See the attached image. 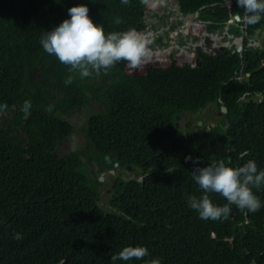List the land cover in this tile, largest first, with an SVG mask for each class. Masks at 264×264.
<instances>
[{
  "label": "trees",
  "instance_id": "obj_1",
  "mask_svg": "<svg viewBox=\"0 0 264 264\" xmlns=\"http://www.w3.org/2000/svg\"><path fill=\"white\" fill-rule=\"evenodd\" d=\"M219 1L177 0L182 14L198 12L201 20L214 22L210 28L222 29L226 15ZM139 2L0 0V264H45L59 256L66 257V264H113L110 257L127 245H144L149 256L116 264H143L153 257L162 264H199L190 248L196 240L211 247L200 253L214 255V264H264V206L248 224L235 216L232 205L228 219L203 226L187 203V195L198 197L199 191L186 190L189 174L203 167L199 163L208 156L198 150L199 140L192 137L186 144L173 127L175 115L194 112L218 94L228 109L226 117L250 121L257 143L248 149L249 155L264 169V125L257 116L264 111V101L238 109L233 100L235 90L240 91L238 98L244 92H264V74L234 80L238 59L228 53L218 59L202 54V64L195 68L172 64L159 69L152 67L155 62L149 67L124 61L129 73L117 62L95 81L77 80L73 88L63 85L60 100L48 95V73L55 74L53 67L58 76L67 71L42 49L43 32L65 19L68 7L82 3L105 32L140 30L145 27L140 20L145 0ZM94 101L103 107L95 105L98 109L87 115L82 129L85 149L98 171L118 172L130 165L143 176L141 182L138 175L113 177L109 211L97 204V179L87 178L83 166L75 168L76 152L63 159L54 154L57 143L72 133L66 118ZM259 189L264 201V185ZM12 224L28 252L44 256L43 262L19 258ZM210 231H215L214 238Z\"/></svg>",
  "mask_w": 264,
  "mask_h": 264
},
{
  "label": "clouds",
  "instance_id": "obj_2",
  "mask_svg": "<svg viewBox=\"0 0 264 264\" xmlns=\"http://www.w3.org/2000/svg\"><path fill=\"white\" fill-rule=\"evenodd\" d=\"M142 2L143 0H140L138 6ZM148 2L152 3V6H149ZM121 3H127V0H121ZM219 3L223 14L226 15V20L223 22L222 29H213L210 26L214 22L201 20L198 18L199 13L194 20L186 19V15L193 16L195 12L182 14L178 10L177 0H145L140 13L145 10L152 13V18H148L147 21L151 26H154L158 42V46L151 52H148L146 47L147 32L144 28L105 32L103 24L93 22L94 19L92 15L89 16V8L86 4L68 7L67 17L59 24L44 31L39 38L42 49L49 55H54L61 62L56 65L67 71L58 76L53 67L55 74L48 73L44 83L48 95L60 100L64 94L63 85L65 88H73L77 85V80L80 82L95 81L97 76L107 73L117 62L120 69L126 72H128V67L124 66V61L130 66H136L149 57L164 58L160 63L167 64L158 67L152 66L153 68L167 69L172 64L178 67L195 68L201 66L202 54L207 55L211 50H222L224 47L234 48L236 46L232 58L237 57L238 70L234 80L242 82L244 79H248L252 73L264 74V0H220ZM169 5H173V9L170 12L164 11L163 8ZM231 28L235 32L228 34L226 30ZM192 41L200 45L188 48L185 44ZM205 41H209L213 45H206ZM169 43L172 44L165 47ZM227 53L230 55L229 52ZM214 58L218 59V54ZM3 60L4 58L1 56L0 63ZM239 92L238 90L233 92V100L238 109L250 104L258 105L264 101V92L262 91L244 92L238 98ZM91 104L103 107L100 101H94ZM210 106H214V111L207 116V120H204V110ZM195 112L184 111L175 115L173 122L177 137L187 139L184 141L186 144L191 142L188 139L192 137L199 140L198 150L208 156L199 163L203 167L197 166L192 174H189L186 191L196 190V193L199 191V196L187 195L188 206L197 212L202 225H218V220L228 219L232 205L236 208L235 216L241 219V223L248 224L253 218L252 215L264 206V201L259 197L262 190L259 187L264 185V169H258L256 161L252 160L248 150L251 149L253 143H257V135L251 128L248 119L236 120L237 117H226L228 109L224 99L218 94L214 99L199 107L197 114ZM75 114L78 113L71 114L66 119L69 121V118ZM63 116L66 117V115ZM257 116L264 125V111ZM72 133L57 143L54 154L59 159H63L76 152L79 162L74 164L75 168L83 166L88 171L87 178L97 179L100 183L99 186L96 184L97 193H99L97 204L100 208L109 211L108 199L112 196V191L110 189L111 193L106 202L107 208H105L100 204L99 187L103 180L99 181V177H102L101 174H108L111 177L112 185L115 175L121 176L124 170L131 171L126 169V166L130 165H125L123 169L118 168V172L114 169H105L99 172L91 154L85 149V145L76 151L59 155L57 148ZM48 134L49 132L45 137ZM250 140H254V142L251 143ZM85 151L89 154L93 168L88 169L87 163L89 162L80 160ZM195 156L197 157L196 154ZM235 158L239 160L237 163L232 162ZM114 166L117 168L118 164L114 163ZM131 168L136 169L135 167ZM91 172L99 175H90ZM20 174L19 178L22 180L24 174L23 172ZM135 175L139 176L137 181L141 182L142 174L137 170L131 178ZM42 181L32 182L31 187H37ZM210 196H215L217 203L223 199L226 200V203L222 205L213 203ZM13 229L16 232L14 238L18 240L19 258H37L34 262H43L42 257L44 256L40 257L38 253H29L21 235L14 226ZM214 233L215 231H210L211 238L215 237ZM196 241L198 243L190 248L194 250L197 262L199 264H214V255L203 256L200 253L211 249V247L204 242ZM7 251L10 253L8 258H11V248L7 247ZM47 251L45 250V255ZM148 256L149 252L146 246L127 245L122 247L118 253L113 254L110 259L113 264H116L118 260L127 262L133 258L142 260ZM48 258L49 256H46V260ZM66 262L65 256H59L53 258L51 263L45 264H66ZM105 263L110 264L107 260ZM143 264H162V262L159 257H153L144 260ZM252 264H255L254 260Z\"/></svg>",
  "mask_w": 264,
  "mask_h": 264
},
{
  "label": "rangeland",
  "instance_id": "obj_3",
  "mask_svg": "<svg viewBox=\"0 0 264 264\" xmlns=\"http://www.w3.org/2000/svg\"><path fill=\"white\" fill-rule=\"evenodd\" d=\"M170 7L167 6L166 9ZM165 9V10H166ZM170 10V9H167ZM149 18V16H147V19ZM150 18H152V15L150 16ZM230 27V26H228ZM152 45H155L154 43H152ZM135 72V71H134ZM98 108L93 105L91 107H87L81 110L80 113L75 114L73 116H71L69 118V121L73 127V133L67 137L64 141L62 142L59 147L57 148V153L59 155H64L67 153H70L72 151H76L78 149H80L81 147H83L85 145V139L83 136V131H82V127L84 125V122L87 118V115L90 112H93L94 110H97ZM198 110H196L195 114H197ZM80 160L82 161H88L89 163H87V168H93V164L91 159L89 158V154L87 151L84 152L83 155H81ZM90 175H95L93 172L89 173ZM99 174L96 173L95 176H98ZM103 177V182L102 185L99 187L100 190V195H101V199H100V204L107 208V199L109 197V194L111 193L110 191V186H111V177L108 174H101ZM88 175H86L87 177ZM122 177H126V178H131L133 176V173L131 171H126L124 170L121 173Z\"/></svg>",
  "mask_w": 264,
  "mask_h": 264
},
{
  "label": "bare ground",
  "instance_id": "obj_4",
  "mask_svg": "<svg viewBox=\"0 0 264 264\" xmlns=\"http://www.w3.org/2000/svg\"><path fill=\"white\" fill-rule=\"evenodd\" d=\"M166 8H163L164 11H167V12H170L172 9H173V5H170V7H168L167 9H170V10H165ZM149 10H145L143 11L142 13H140V20L141 22L144 24V29L146 30V36L151 34L150 36H148L147 38H145V41H146V47L148 49L149 52L153 51L157 46H158V42L156 41V34L154 33L155 31V28L154 26H151L148 21H147V16H150L152 15V13L148 12ZM152 43H154L155 45H152ZM206 45H209V46H212L213 44L210 43L209 41H205L204 42ZM172 43H169V44H166L165 47H168L169 45H171ZM188 48H193V47H197L198 45H200L199 43L195 42V41H192L190 43H187L185 44ZM206 56H209L211 57L210 53L207 54ZM164 60V58H147L143 63L144 64H148V63H151V62H156V61H162Z\"/></svg>",
  "mask_w": 264,
  "mask_h": 264
},
{
  "label": "flooded vegetation",
  "instance_id": "obj_5",
  "mask_svg": "<svg viewBox=\"0 0 264 264\" xmlns=\"http://www.w3.org/2000/svg\"><path fill=\"white\" fill-rule=\"evenodd\" d=\"M235 46V45H234ZM236 49V46L234 48H231V47H224L222 50L221 49H218V50H211L210 51V55L211 57H216L217 54L218 56L220 55V53H227L229 52L231 57H233V54L235 52H233V50ZM214 111V106H210V107H207L205 110H204V113H203V119L204 120H207V116L208 115H211Z\"/></svg>",
  "mask_w": 264,
  "mask_h": 264
},
{
  "label": "water",
  "instance_id": "obj_6",
  "mask_svg": "<svg viewBox=\"0 0 264 264\" xmlns=\"http://www.w3.org/2000/svg\"><path fill=\"white\" fill-rule=\"evenodd\" d=\"M148 5H149V6H152V3L148 2ZM197 16H198V12H195L193 16H192L191 14H188V15H186L185 18H186V19L194 20V18L197 17ZM235 20H237V18H235ZM228 23H230V21H228ZM196 25L199 26L198 23H196ZM226 31H227L228 34H232V33L235 32V30H234L233 28H231V29H227ZM207 38H208V37H207ZM216 42H218V40H216ZM160 65H167V64H165V63H156V62L154 63V66H155V67H158V66H160ZM126 169H127V170H131L132 173H136V172H137L136 169H132L130 166H126ZM102 180H103V178H102V177H99V181H102Z\"/></svg>",
  "mask_w": 264,
  "mask_h": 264
}]
</instances>
